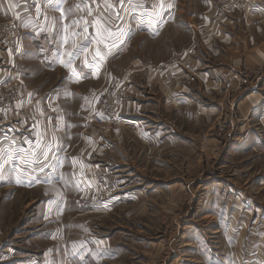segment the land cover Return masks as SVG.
I'll return each mask as SVG.
<instances>
[{
	"label": "crops",
	"instance_id": "obj_1",
	"mask_svg": "<svg viewBox=\"0 0 264 264\" xmlns=\"http://www.w3.org/2000/svg\"><path fill=\"white\" fill-rule=\"evenodd\" d=\"M152 1L156 8L144 12L120 5L111 10L113 16L120 13L113 24L123 35L115 47L99 45L105 58H97L91 68L83 62H92L97 45L66 67V53L73 45L61 42L65 36L73 40L72 17L81 21L75 43L94 34L93 27L88 33L82 29L97 10L89 16L88 10L75 9L66 20L58 9L47 10L43 22L25 18L18 23L22 54L16 59L10 58L0 35V95L12 100L0 108V245L10 234L16 241L0 246V264H99L107 256L117 259V253L99 241L72 238L77 225L73 210L74 202L97 209L83 167L90 160L104 164L107 177L113 168L125 176L122 181L110 176L121 178L110 207L137 199L136 190L121 188L128 187L127 178L133 176L132 170L122 166V172L115 163L126 155L142 159L162 177L152 195L187 194L194 206L185 216L202 214L201 231L185 246L202 242L205 247L214 239L218 245L224 242L225 256L231 248L239 264L248 256L264 262V249L258 247L264 241V200L253 195L249 185L258 176V169L250 172L253 157L264 155L261 10H253L252 0H236L249 6L232 12L230 0H180L183 7L179 0ZM14 2L0 0V24L20 19L13 12ZM221 2L227 6L218 5ZM46 56L49 62H44ZM28 68L36 69V79ZM229 72L231 78H223ZM113 93L119 101L116 120L102 127L89 124L92 104L113 100ZM37 141L40 148L50 146L43 171L38 164L23 163L26 152L28 159L39 153ZM123 146L127 151L119 149ZM106 180L104 187L110 184ZM215 256L209 252L205 261L217 264ZM185 261L181 264H201L192 255Z\"/></svg>",
	"mask_w": 264,
	"mask_h": 264
},
{
	"label": "rangeland",
	"instance_id": "obj_2",
	"mask_svg": "<svg viewBox=\"0 0 264 264\" xmlns=\"http://www.w3.org/2000/svg\"><path fill=\"white\" fill-rule=\"evenodd\" d=\"M81 2L82 0H65L63 8L66 10H88V8H91L93 10L100 11L104 7L105 0H95L94 3L93 0H83L85 7L76 8V6L80 5ZM106 2L108 4H116V0H106ZM182 2L184 1L182 0ZM182 2L181 6L179 7H183L184 4L188 3L186 0L184 4ZM233 3L236 7L235 10L241 7L244 8V6L245 8H248L249 5L253 6V10L259 8L262 13L259 18L264 21L263 0H252L251 4L249 5L246 3H241L240 1L239 4L236 2V0ZM255 4H258L259 7H257ZM218 5H222V2L218 3ZM123 7L126 10L139 9L144 12L146 10L155 9L156 4L152 0H130V2L129 0H125V3L123 6H121V8ZM115 8L119 9L120 7L119 5H116ZM53 9L57 8L48 5L44 2V0H15L13 12H15L16 15L20 14V19H17L16 24L22 22L28 17L32 18L36 21V23H38L44 21L46 15L48 14L47 10L49 11ZM68 19H71V21L76 20L74 17ZM92 19L93 18H91V20ZM255 19L257 18H254L253 20ZM71 21L69 25H72ZM72 26V32L77 33V25ZM136 26H139V24ZM76 36H73L72 41L68 43H64V41H62L61 44L63 46L69 45L71 47L75 43ZM5 49L7 50V47ZM11 53L12 52L10 51V58L16 59L22 54V49L17 55H13ZM61 55L62 54H60V56ZM45 58L46 59L44 62H49L48 56ZM44 68L47 69L48 66L44 65ZM29 72L31 79L37 78V76H32L34 72H36V69L30 68ZM60 82L64 83V80H60ZM11 103H9L7 106H9ZM1 105L2 107H7L6 105L0 103V108ZM63 131L64 130H61L62 135ZM67 131L68 130H65V133ZM122 148L124 151H127L124 146L119 147L120 150ZM106 161V166H109V170L112 169V167H110L109 160ZM253 161L255 163V167L250 172L258 169V173H256L258 176L252 178L249 181V185L254 187L253 195H257L260 200H264V155L253 157ZM96 163H98L96 160H90L89 162L85 161L83 167L85 177L87 178L86 180H88V182L92 185L91 193L94 196V200L96 201L97 209L91 208L90 210H87L82 206L80 207L79 202L78 204L74 202L76 208L73 211L74 215H77V220L74 223H77V225L73 226L72 238L79 239L89 237L94 239L96 242L99 241L101 244H104L106 249H111L109 250L110 252L117 253V259L114 258L115 260H111L107 256V259H105L103 262L100 261L99 264H181L183 261H185V258H189L191 255L195 259L200 260L201 264H208L205 261V254L208 255L209 252L212 255H216L215 257L217 258V262L213 257L212 261H215L217 264H239L232 257V253L234 252L231 251V248H227L228 251L231 252L227 256L221 252L225 250V247H223L224 242L218 245L219 242H216L213 239V242L209 241L208 246L205 247L203 246L202 242L200 243L201 246L196 244L192 246H185V244L189 243L188 241L192 234H198L201 231V229H199L201 228L199 224H202L205 221L202 220V214L200 215V213H193V218L191 215L189 217L185 216L188 211L189 213H187V215L191 213L192 206H194L193 201L187 194L186 196L184 194L170 195L166 193H160L158 196H155V194L152 195V189H155L159 186L162 177L156 175V172L151 165H147L142 159H137L136 156L131 157L130 155H126V160L115 162L118 164L119 170L122 172L125 168L132 170L133 176L127 178L128 187L123 185L121 188L124 189V192L136 190L137 199L133 200L131 205L122 204L117 207H110L108 202L115 194L118 193L117 184L120 179L122 178V181L125 176L124 174L117 173V171L115 172L114 168L112 171L110 170L112 172L111 175L114 178L121 177L118 178L119 180L112 179L110 177L111 175L108 177L99 175V168H102L103 172H106L104 168L105 165L102 164L104 166H97ZM122 166L124 169H122ZM144 169L149 170L147 175L144 174ZM135 171H137V175L134 174ZM127 174L130 173H125L126 176H128ZM107 178L108 182L110 181V184L104 187L102 181H107ZM152 183L153 185H151ZM85 184H87V182L84 180L83 185ZM107 206L110 208L107 209ZM105 208L106 210H104ZM194 210L195 212L197 211L195 208ZM29 212H33V209H30L28 213ZM191 219L194 222L188 224V221ZM207 227L210 229L213 226ZM252 236L253 235L250 234V237ZM9 237L10 238L8 242H2L0 246L6 247V244L16 242L14 239L15 237L12 234H10ZM259 246H262L264 249V241H260L258 247ZM13 252H16V249ZM27 257L31 258L30 256ZM24 259H26V257ZM8 264H15V262L10 261ZM96 264H98V262Z\"/></svg>",
	"mask_w": 264,
	"mask_h": 264
},
{
	"label": "snow or ice",
	"instance_id": "obj_3",
	"mask_svg": "<svg viewBox=\"0 0 264 264\" xmlns=\"http://www.w3.org/2000/svg\"><path fill=\"white\" fill-rule=\"evenodd\" d=\"M45 3L48 5L57 8L61 13V19L66 20L68 16L72 15L74 12V9H67L65 10L63 8V4L65 0H44ZM95 0H93V3ZM130 2V0H129ZM125 3V0H116V4H108L105 0L104 7L102 10H100L97 14V16L93 17L91 21H84V27L82 31L84 33H88L89 27L94 28V34L92 35H84L82 40H80L78 43L73 44V50L68 51L66 55L69 57L68 61L66 62L65 66L71 65L76 59H78L82 54L87 56L89 53V48L93 44L97 45V47L94 50V55H92V62L89 63L87 59L84 60L83 66L91 68L97 63V58H99L100 61L104 60L105 56L102 54L101 49L99 45H103L105 49H108L111 47H115V41L119 39L120 35H123V31L120 28L119 25H114L113 20H119L121 19L120 13L116 12L115 16H113L112 9L116 7V5L123 6ZM142 6V5H141ZM85 7V4L83 3V0L80 5H77L76 8H82ZM93 9L88 8V15H92ZM80 20H72V25H78L80 24ZM67 27V26H65ZM113 28L116 30L114 31ZM73 36L79 35V33L73 32ZM64 43H68V37H64ZM74 74L76 73L75 69H72ZM78 75V74H77ZM41 141H37L36 147L40 148ZM50 151L49 145H44L43 148H40L39 153H31L32 159H28L29 153H25V159L23 161L24 165L29 164H38L40 165V170L43 171V168L46 166L45 162L48 160V153ZM41 157L43 159H41ZM19 182V181H17Z\"/></svg>",
	"mask_w": 264,
	"mask_h": 264
},
{
	"label": "built area",
	"instance_id": "obj_4",
	"mask_svg": "<svg viewBox=\"0 0 264 264\" xmlns=\"http://www.w3.org/2000/svg\"><path fill=\"white\" fill-rule=\"evenodd\" d=\"M232 6H229L228 9L232 12L235 10V0H231ZM221 7L227 6L222 3L220 5ZM0 35L4 37L6 41V47L7 50L11 51L13 55H17L20 53L22 49V44L20 42L19 32H18V24L14 21H6L2 24H0ZM223 78L230 79L231 73H228L223 76ZM116 95L113 93L112 98L113 100L103 101L100 103L94 102L92 106L90 107L87 122L89 124H93L97 127L104 126L108 121L116 120L117 113L114 110V107L119 104L118 100H115L114 98ZM11 98L9 96H2L0 95V103L3 105H8L11 103ZM3 132L0 130V138L2 136ZM99 175H103L104 177L107 176L105 172H103L102 168L98 169ZM245 264H263V262H258L257 259H254L251 256H248Z\"/></svg>",
	"mask_w": 264,
	"mask_h": 264
}]
</instances>
